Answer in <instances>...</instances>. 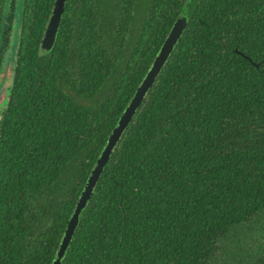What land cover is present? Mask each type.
<instances>
[{"label":"trees","instance_id":"obj_1","mask_svg":"<svg viewBox=\"0 0 264 264\" xmlns=\"http://www.w3.org/2000/svg\"><path fill=\"white\" fill-rule=\"evenodd\" d=\"M55 1L0 0V264L54 263L180 19L61 264H264V0H67L43 52Z\"/></svg>","mask_w":264,"mask_h":264},{"label":"water","instance_id":"obj_2","mask_svg":"<svg viewBox=\"0 0 264 264\" xmlns=\"http://www.w3.org/2000/svg\"><path fill=\"white\" fill-rule=\"evenodd\" d=\"M67 0H56L54 3L53 12L51 18L48 22L44 37L42 39L41 49L43 52H49L55 45L56 37L62 22V17L65 11V5ZM188 26L187 19H180L175 22L169 35L164 41L160 53L151 68L147 72L142 83L138 87L134 97L130 101L128 107L125 109L120 117L118 125L114 128L111 136L109 137L108 143L104 148L101 156L97 160L96 166L91 172L88 182L81 193L79 201L77 202L75 211L70 218L65 235L62 239L59 251L57 253V258L53 264H61V261L69 247V244L75 234V230L79 224V218L82 210L86 207L89 199L91 198L96 184L98 183L100 176L109 162V159L118 144L122 134L127 129L131 123L137 109L142 104L148 91L153 87L156 82L157 77L161 73L163 67L165 66L167 60L172 54L176 44L182 37L185 29Z\"/></svg>","mask_w":264,"mask_h":264},{"label":"rangeland","instance_id":"obj_3","mask_svg":"<svg viewBox=\"0 0 264 264\" xmlns=\"http://www.w3.org/2000/svg\"><path fill=\"white\" fill-rule=\"evenodd\" d=\"M15 30H17V23H15V28L11 30L10 34L13 35ZM11 52L12 51L9 50L7 54V58H10ZM4 75H6V77H8L9 79L7 80L6 83H4V86L0 89V115L2 114V111L5 110V103L7 101V96H8L6 90L9 88L12 82V77H11L12 71L10 69H7L6 73H3L1 77H3Z\"/></svg>","mask_w":264,"mask_h":264},{"label":"flooded vegetation","instance_id":"obj_4","mask_svg":"<svg viewBox=\"0 0 264 264\" xmlns=\"http://www.w3.org/2000/svg\"><path fill=\"white\" fill-rule=\"evenodd\" d=\"M9 7V0H6V3L4 4V6L2 7V13L1 14V22H2V25H6V29L8 30L9 28V23L8 21L5 19L4 15L6 14L7 12V8Z\"/></svg>","mask_w":264,"mask_h":264}]
</instances>
